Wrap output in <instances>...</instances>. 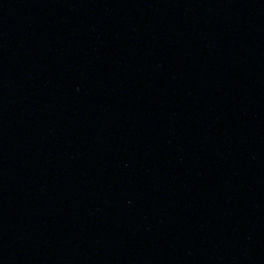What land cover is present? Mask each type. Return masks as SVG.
<instances>
[{
	"label": "water",
	"instance_id": "1",
	"mask_svg": "<svg viewBox=\"0 0 264 264\" xmlns=\"http://www.w3.org/2000/svg\"><path fill=\"white\" fill-rule=\"evenodd\" d=\"M0 264H264V0H0Z\"/></svg>",
	"mask_w": 264,
	"mask_h": 264
}]
</instances>
